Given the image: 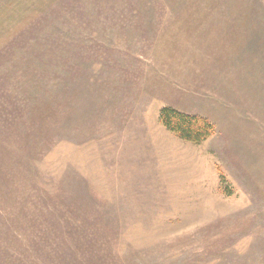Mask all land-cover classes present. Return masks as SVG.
<instances>
[{
  "label": "rangeland",
  "instance_id": "1",
  "mask_svg": "<svg viewBox=\"0 0 264 264\" xmlns=\"http://www.w3.org/2000/svg\"><path fill=\"white\" fill-rule=\"evenodd\" d=\"M0 264H264V0H0Z\"/></svg>",
  "mask_w": 264,
  "mask_h": 264
},
{
  "label": "trees",
  "instance_id": "2",
  "mask_svg": "<svg viewBox=\"0 0 264 264\" xmlns=\"http://www.w3.org/2000/svg\"><path fill=\"white\" fill-rule=\"evenodd\" d=\"M162 124L179 138L201 143L212 137L216 132L215 124L208 118L180 111L172 106L160 110Z\"/></svg>",
  "mask_w": 264,
  "mask_h": 264
}]
</instances>
